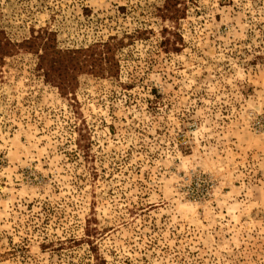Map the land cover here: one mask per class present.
<instances>
[{
  "label": "rangeland",
  "instance_id": "374dc122",
  "mask_svg": "<svg viewBox=\"0 0 264 264\" xmlns=\"http://www.w3.org/2000/svg\"><path fill=\"white\" fill-rule=\"evenodd\" d=\"M0 44V264H264V0H0Z\"/></svg>",
  "mask_w": 264,
  "mask_h": 264
},
{
  "label": "trees",
  "instance_id": "16d2710c",
  "mask_svg": "<svg viewBox=\"0 0 264 264\" xmlns=\"http://www.w3.org/2000/svg\"><path fill=\"white\" fill-rule=\"evenodd\" d=\"M2 48V45L0 44V50ZM46 48V51H44L43 54H41V61L42 63H44L45 61H48V66L47 68H50V69H54L55 65L57 64V62H59L58 60H54L52 59L51 57V52H50V49H49V46L48 47H45ZM54 61V62H53ZM41 63V64H42ZM46 68V69H47Z\"/></svg>",
  "mask_w": 264,
  "mask_h": 264
}]
</instances>
